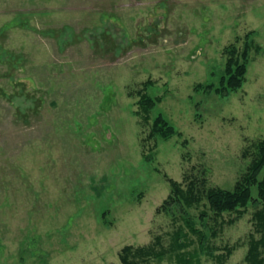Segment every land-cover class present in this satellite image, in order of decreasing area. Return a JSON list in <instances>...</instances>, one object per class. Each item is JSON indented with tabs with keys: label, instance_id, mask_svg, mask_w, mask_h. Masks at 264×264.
Masks as SVG:
<instances>
[{
	"label": "rangeland",
	"instance_id": "374dc122",
	"mask_svg": "<svg viewBox=\"0 0 264 264\" xmlns=\"http://www.w3.org/2000/svg\"><path fill=\"white\" fill-rule=\"evenodd\" d=\"M249 32L242 86L204 89ZM142 89L162 98L146 122ZM157 114L180 134L148 138ZM260 139L264 0H0V264H122L124 245L168 246L181 223L158 211L168 178L232 188ZM260 206L190 208L206 236L187 249L247 264Z\"/></svg>",
	"mask_w": 264,
	"mask_h": 264
},
{
	"label": "trees",
	"instance_id": "16d2710c",
	"mask_svg": "<svg viewBox=\"0 0 264 264\" xmlns=\"http://www.w3.org/2000/svg\"><path fill=\"white\" fill-rule=\"evenodd\" d=\"M252 47L250 32L245 35L241 49L234 44L225 47L226 61L218 82L217 84L210 83L204 89L214 90L222 96L238 90L245 82ZM145 83L148 86L152 82L148 80ZM196 87L197 89L201 88L202 84H197ZM161 99V96L158 95L150 96L144 89L139 91L137 106L139 114H143L145 122L149 120L152 109L161 102ZM176 133L180 134L167 118L163 114H157L152 119L148 138L157 136L166 139ZM168 181L170 193L158 211L170 212L176 209L179 212L180 225L170 233L168 246H164L159 235L146 245H124L119 252L122 264H152L154 259L159 261L166 254L174 255L176 264H200L197 249H187L194 243V239L189 235L193 234L199 241H202L206 233L204 229L197 227L195 220L188 215L189 209L204 204L207 209L200 211L199 219H204L207 210H210L212 218L215 220L219 216L221 217L224 212L239 211L240 213L250 203L261 204V208H256L254 212L261 236L251 240L244 259L247 264H264V253L261 255L262 252L259 250V247H264V139H260L256 143V153L251 163L232 188L208 186L205 178L189 175L183 176L181 181L171 178H168ZM252 187H255L256 196H253ZM231 249L232 247H227L224 253L210 255L218 264H224Z\"/></svg>",
	"mask_w": 264,
	"mask_h": 264
}]
</instances>
